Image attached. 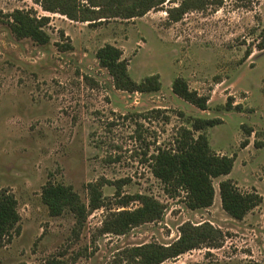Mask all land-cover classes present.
<instances>
[{
    "label": "rangeland",
    "instance_id": "374dc122",
    "mask_svg": "<svg viewBox=\"0 0 264 264\" xmlns=\"http://www.w3.org/2000/svg\"><path fill=\"white\" fill-rule=\"evenodd\" d=\"M185 1L193 3L176 10ZM133 2L0 0V191L15 198L20 217L0 264H137L126 250L169 246L184 225H209L220 246L161 264H264V50L257 48L264 0H152L154 8L127 19ZM16 11L47 19L49 42L17 39L9 26ZM104 45L121 51L131 81L157 76L160 90L118 89L95 58ZM176 78L208 97L207 111L172 93ZM193 119L220 120L202 133L216 155L234 158L231 172L212 182V205L196 211L150 171L156 149L171 147ZM223 180L262 202L242 220L230 218L219 199ZM48 183L70 187L84 205L96 184L102 207L81 227L68 211L51 217L41 200ZM136 195L157 201L161 218L124 235L103 233L111 213L139 206L121 205Z\"/></svg>",
    "mask_w": 264,
    "mask_h": 264
},
{
    "label": "trees",
    "instance_id": "16d2710c",
    "mask_svg": "<svg viewBox=\"0 0 264 264\" xmlns=\"http://www.w3.org/2000/svg\"><path fill=\"white\" fill-rule=\"evenodd\" d=\"M133 1V5L123 12L127 19L142 16L154 8L152 0ZM188 3L192 4L193 1H185L176 10L182 9ZM43 8L47 12H56L50 6ZM61 14L66 16L67 12L61 9ZM9 18L10 30L17 39L29 38L37 45L49 42L48 35L42 30L47 19L36 20L28 13L18 11ZM172 20L175 22L177 19ZM257 48L259 51L264 50V40ZM249 55L247 52L246 56ZM95 58L98 64L108 71L115 86L120 90L155 93L161 88L157 76L148 77L140 83L131 81L121 51L111 45L99 48ZM171 91L176 97L198 110H208V97L189 89L184 80L176 78L172 82ZM228 101L224 106L226 111L232 108ZM220 123L218 119H193L188 123L189 127H181L176 131L171 147H158L151 156L150 171L153 177L165 185V191L170 196L182 191L185 194L184 205L190 211L209 208L215 194L213 180L227 176L233 168L234 158L216 155L211 150L207 137L202 133ZM242 146L245 147L246 144ZM96 188V184L89 186L90 200L88 205H84L70 187L48 183L42 188L41 200L51 217L60 216L68 211L74 216L76 225L81 227L91 211L102 207L101 194ZM218 192L222 210L234 220H242L249 211L262 202L255 191L242 193L230 180L220 181ZM130 202H137L139 206L134 210L111 213L103 222V233L124 235L135 227L161 218L162 206L153 198L143 195L126 197L121 205L126 207ZM19 221L15 198L6 191H0V248L13 234H17ZM218 235L221 236L220 232L209 225L196 227L184 225L180 228L179 238L169 246L146 244L128 249L125 254L137 264H161L201 247H219L221 239H218Z\"/></svg>",
    "mask_w": 264,
    "mask_h": 264
}]
</instances>
